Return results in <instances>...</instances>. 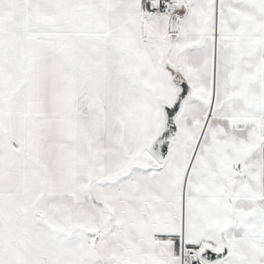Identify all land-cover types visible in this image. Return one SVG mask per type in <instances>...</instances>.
<instances>
[{
    "label": "snow or ice",
    "instance_id": "6c2138e0",
    "mask_svg": "<svg viewBox=\"0 0 264 264\" xmlns=\"http://www.w3.org/2000/svg\"><path fill=\"white\" fill-rule=\"evenodd\" d=\"M0 264H264V0H0Z\"/></svg>",
    "mask_w": 264,
    "mask_h": 264
}]
</instances>
